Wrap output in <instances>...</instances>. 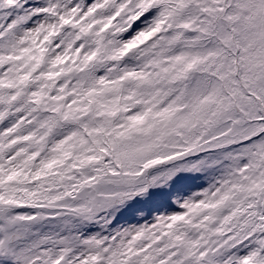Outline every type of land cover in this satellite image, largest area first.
Wrapping results in <instances>:
<instances>
[{
    "label": "snow or ice",
    "instance_id": "1",
    "mask_svg": "<svg viewBox=\"0 0 264 264\" xmlns=\"http://www.w3.org/2000/svg\"><path fill=\"white\" fill-rule=\"evenodd\" d=\"M0 264H264V0H0Z\"/></svg>",
    "mask_w": 264,
    "mask_h": 264
}]
</instances>
